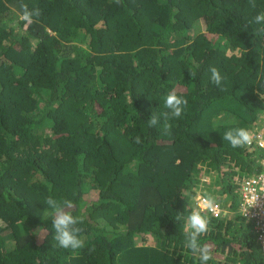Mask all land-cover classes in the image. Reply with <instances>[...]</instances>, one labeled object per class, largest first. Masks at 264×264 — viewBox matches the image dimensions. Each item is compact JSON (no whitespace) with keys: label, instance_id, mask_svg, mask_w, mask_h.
I'll use <instances>...</instances> for the list:
<instances>
[{"label":"trees","instance_id":"16d2710c","mask_svg":"<svg viewBox=\"0 0 264 264\" xmlns=\"http://www.w3.org/2000/svg\"><path fill=\"white\" fill-rule=\"evenodd\" d=\"M21 4L41 15L23 21ZM255 5L0 0V264H200L184 224L198 193L213 195L199 189L210 173L221 213L199 237L207 264H264L236 186L218 185L226 167L251 174L260 157L223 139L264 124ZM173 88L188 104L166 133ZM49 196L74 202L84 248L59 247Z\"/></svg>","mask_w":264,"mask_h":264},{"label":"clouds","instance_id":"9594fccd","mask_svg":"<svg viewBox=\"0 0 264 264\" xmlns=\"http://www.w3.org/2000/svg\"><path fill=\"white\" fill-rule=\"evenodd\" d=\"M251 7L255 8V0H249ZM22 16L21 19L27 23H32L34 17H39L41 11L39 8H33L29 10L26 4H21ZM256 24H264V12H260L254 17ZM261 34H264V28L258 30ZM211 81L217 86L221 85L223 77L219 70L215 67L210 69ZM188 101L181 96L177 95L176 89L173 88L164 99V107L168 110L161 113L164 118V131L167 133L171 129V125L168 123L171 119H178L182 116ZM159 118L152 115L148 119L147 123L149 127H152L158 123ZM264 124L253 127L250 131L246 128L229 129L225 132L223 139L228 141L233 148H240L247 145H251L253 142V134L263 131ZM136 143H141L140 137L136 138ZM249 148V147H247ZM250 149V148H249ZM250 151H256L250 149ZM257 169L249 176L258 173V159L256 160ZM239 175V174H238ZM240 176V175H239ZM248 176V177H249ZM239 179L237 192L240 195V183L243 179ZM199 205L194 208L187 216L184 229H185V247L188 248L194 255H198L200 264H207L212 258L211 250L207 244L201 245L199 237L209 231L210 219L207 215L203 214V211L213 212L217 207L216 199L208 193H205L198 197ZM46 204L51 210V225L55 231L54 239L58 243L59 247L63 249H71L73 251L84 248V240L81 238L80 233L82 228L78 225L83 223V219L80 216L73 215V210L76 205L71 200H57L51 196L46 199ZM180 216L176 217L179 220ZM46 231V229H38V232Z\"/></svg>","mask_w":264,"mask_h":264},{"label":"built area","instance_id":"2783aa9c","mask_svg":"<svg viewBox=\"0 0 264 264\" xmlns=\"http://www.w3.org/2000/svg\"><path fill=\"white\" fill-rule=\"evenodd\" d=\"M250 149L260 153L258 158L259 171L252 176L242 180L240 183V212L246 221L253 223V232L257 236L261 253L264 255V130L253 134V142L247 145ZM195 198V208L199 205L198 197ZM218 205V203H217ZM221 208L218 207L213 212L203 211L204 215L218 217Z\"/></svg>","mask_w":264,"mask_h":264},{"label":"rangeland","instance_id":"374dc122","mask_svg":"<svg viewBox=\"0 0 264 264\" xmlns=\"http://www.w3.org/2000/svg\"><path fill=\"white\" fill-rule=\"evenodd\" d=\"M202 27V29H205V28H203V26H201ZM262 116V115H261ZM263 116H264V114H263ZM230 170H233L234 171V173H231L227 178H225V177H219L218 179V185H219V183H226L227 185L228 184H230V182L232 183V185H234V186H236V189H235V193L237 192V187H238V182H239V179H240V177L241 178H244V177H248L249 175H250V173L249 172H246V171H240V170H238V169H228V167H226V169H225V172L227 171V172H231ZM224 172V173H225ZM240 176H239V175ZM213 173H210V174H203L202 176H201V178H202V185H201V188L199 187V189L201 190V191H205V188L207 187V186H205V185H208L209 183H211V189H212V192H213V197L214 198H216V196H218L217 194H216V192H218L219 191V189H220V186L218 187V186H216V184H215V182H214V179H213ZM230 179V180H229ZM203 183H205V184H203ZM196 191H198V189H195ZM87 191V190H86ZM87 194H86V198L88 199V201H94V192H86ZM199 193H201V192H199ZM199 193H198V195H199ZM197 195V196H198ZM196 196V197H197ZM195 197V198H196ZM223 197H225V196H223ZM194 198V199H195ZM230 202H231V199H230ZM226 206L228 205V203H226L225 204ZM153 239H155V238H153ZM153 239L152 238H150V241H153Z\"/></svg>","mask_w":264,"mask_h":264}]
</instances>
